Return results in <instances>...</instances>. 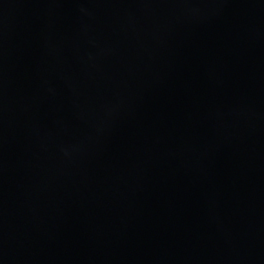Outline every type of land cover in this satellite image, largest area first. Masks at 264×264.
I'll list each match as a JSON object with an SVG mask.
<instances>
[{
  "label": "water",
  "instance_id": "1",
  "mask_svg": "<svg viewBox=\"0 0 264 264\" xmlns=\"http://www.w3.org/2000/svg\"><path fill=\"white\" fill-rule=\"evenodd\" d=\"M0 264H264V0H0Z\"/></svg>",
  "mask_w": 264,
  "mask_h": 264
}]
</instances>
